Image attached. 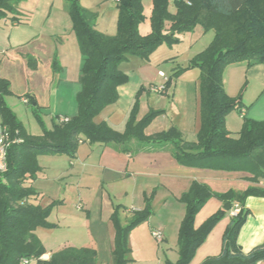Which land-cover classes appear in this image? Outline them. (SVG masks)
Segmentation results:
<instances>
[{
    "label": "trees",
    "instance_id": "obj_1",
    "mask_svg": "<svg viewBox=\"0 0 264 264\" xmlns=\"http://www.w3.org/2000/svg\"><path fill=\"white\" fill-rule=\"evenodd\" d=\"M22 0H0V20L10 18L20 23L18 5ZM174 0L175 13L169 12L170 0H151L150 32L141 35L139 25L146 16L142 0H119L116 3V33L107 36L96 30L97 15L81 6V0H65L82 56L79 85L76 96L77 112L68 122L55 123L51 130L43 127L40 116L34 111L42 134L27 133L14 114L6 106L4 97L10 95L9 84L0 78V115L2 123L13 136L21 141L7 151V171L0 174V264H22L35 260V264H98L97 252L89 248L66 247L51 254L48 260L41 258L45 249L35 235L38 228H51L48 222L53 209L61 202L42 206L32 183L41 168L39 156L76 157L82 142L102 144L130 157L142 152L162 150L169 152L179 163L188 167L225 170L247 169L253 174V182L264 176V120L243 119L238 138H232L225 126V118L242 109V93L236 98L226 94L223 73L229 66L264 63V0ZM212 29L211 44L196 57L188 69L200 72L198 86L199 129L195 142H187L182 133L170 127L153 135L145 129L163 111H149L138 118L141 88L129 110L122 132L114 130L106 122L96 124L95 118L119 99L118 88L128 82L121 71V64L131 58L148 60L157 48L178 41L177 35L193 29L195 25ZM182 69L175 68L165 83V94L175 85ZM162 94V95H163ZM32 103L28 100V104ZM144 198L145 205L133 211L126 226L119 219L120 206L111 215L114 247L110 264H128L127 237L137 226L152 215L151 199ZM247 197L264 198V189L250 187L245 192L229 191L213 193L206 185L192 182L179 202L184 205L176 245V263L190 264L196 251L204 244L212 229L232 210L239 206L236 216L230 217L223 233L221 251L200 264H260L264 262V242L245 253L238 244V235L245 224L249 211L244 208ZM211 198L223 205L229 204L228 212L220 209L199 228L195 217Z\"/></svg>",
    "mask_w": 264,
    "mask_h": 264
},
{
    "label": "crops",
    "instance_id": "obj_2",
    "mask_svg": "<svg viewBox=\"0 0 264 264\" xmlns=\"http://www.w3.org/2000/svg\"><path fill=\"white\" fill-rule=\"evenodd\" d=\"M33 2L32 0H22L18 5L20 23H14L10 18L0 20V78L8 82L11 93L4 97L6 106L29 135L39 136L42 134L41 127L39 134L31 133L18 117L17 113L24 114L19 105L29 108L36 122L37 118L35 115L38 114L43 127L47 130H51L54 124L59 122V118L73 117L77 112L76 96L80 90L79 79L82 56L77 39L72 31V23L67 13L66 3L61 8L62 10L54 8L53 5L48 9L44 7L46 10L40 25L38 24L39 21L35 22L34 20L35 10L36 8L38 10L40 6L39 3L33 4ZM6 20L11 22L10 26H8ZM46 23L49 27L47 29L45 28ZM21 24L23 25L20 26ZM151 56L146 61L139 58H131L121 64L120 69L127 76L128 82L118 88V101L106 107L95 118L94 122L96 124L106 122L114 130L122 132L135 96L142 88L138 118H141L139 117L140 112L146 115L149 111H163L165 116H161L159 121L162 124L158 125L159 129L155 131L156 133L175 127L182 133L185 141L195 142L199 129L198 98L195 103V110L190 115L187 111L174 110L172 108L176 97L172 89L163 95L151 93L150 89L153 86L163 85V79L159 75V73L163 72L156 71L151 66ZM122 68L127 70V72L122 70ZM173 72L174 69L168 75L163 74L169 77ZM132 74L135 77L136 86L130 88L128 85ZM244 84H246L245 87L243 86ZM223 85L226 94L231 98L237 97L242 86L245 90L242 97L241 111H234L225 118L226 129L232 138L237 139L243 119L252 121L264 120V63L250 67L246 64L227 67L223 73ZM128 87L130 89L129 93H127ZM152 96L155 97V100H152ZM123 97L125 108L120 106L122 105ZM22 100H31L32 103L23 104ZM150 101H153L158 107L153 109L150 106ZM145 102H148L147 108L143 107ZM17 103L19 105H16ZM33 110L36 111V114ZM169 115H171V118L170 121H167ZM44 119L48 120L49 127H47ZM1 123L2 118L0 115ZM152 123L148 128L152 127ZM148 128L145 129V134L153 135L146 133ZM188 135L190 139H188ZM40 157L37 158L38 164ZM54 157H60L62 161L68 164L70 176H73V172L78 171L83 174L84 172L86 174L91 171H99L102 174L106 173L111 180H120L122 177L131 176L146 179L148 182L145 183L144 189L141 188L139 191L140 201L137 208L121 207L120 211L130 216L133 211L143 209L145 205L144 198L149 197L147 195L152 192H154V196L151 199L152 207L158 204L163 208H168L171 203L177 205L174 215L175 219L173 216L161 219L157 222L155 229L150 231V234L152 231H160L163 236L162 242L165 243L167 242L165 235L168 230H171V225H174L172 218L175 221L174 229L177 239L178 228L184 216V205L179 202V198L188 191L192 182L196 181L206 185L215 194H224L229 191L242 193L250 187L264 189V176L258 178L257 182H253V174L247 169L225 170L215 167H188L179 163L169 152L162 150L142 152L130 157L129 155L116 152L108 145H91L87 142H82L74 159H69L66 156ZM40 168L41 171L32 186L38 193V201L42 204L41 202L44 200L43 187L39 188L37 183L45 181L46 178L45 167L40 166ZM60 174L55 175L54 179H57L56 181L60 179ZM81 186L87 188L85 185ZM42 206H47V204ZM110 206L111 210H107L104 215L99 212L95 219L92 218L86 206H82L81 211L86 213L83 225L87 230V239L91 243L86 242L82 247L75 248L93 249L98 255V252L101 253L105 244L108 249H104L106 252L103 250L105 255L102 261L98 262L100 264L110 262L114 247V236L113 241L108 240V238L112 237L110 232V228L113 227L111 215L115 205L111 203ZM222 206L223 204L215 198L207 201L195 217V228H199L209 217L222 209ZM244 208L249 211V216L239 232L238 244L243 252L248 253L264 242V198L247 197L244 202ZM152 216L153 213L146 225H149ZM230 217V213H228L212 229L204 244L196 251L190 264H200L206 258L217 256L220 253L222 236ZM109 223H111V227ZM91 225L96 226L98 238L93 235ZM139 226L134 228L132 232ZM109 241L113 242L112 246L108 243ZM51 254H44L41 259L48 260ZM260 264H264V262Z\"/></svg>",
    "mask_w": 264,
    "mask_h": 264
},
{
    "label": "rangeland",
    "instance_id": "obj_3",
    "mask_svg": "<svg viewBox=\"0 0 264 264\" xmlns=\"http://www.w3.org/2000/svg\"><path fill=\"white\" fill-rule=\"evenodd\" d=\"M33 4L39 3L40 8H36V14L34 17L35 22L39 21L38 24H42L43 14L49 7L63 8L65 0H32ZM174 0H170L169 12L174 13L175 7L173 5ZM143 12L146 16L144 22L139 25V32L141 35H147L150 32L149 18L151 15V0H142L141 2ZM35 6V5H32ZM81 6L88 9V11L97 15L96 30L100 33L112 36L116 33V20L117 10L116 2L114 0H81ZM31 7V6H30ZM38 17V18H37ZM45 19V18H44ZM7 21V20H6ZM8 22L10 26L11 22ZM21 24L20 26H22ZM37 25V24H36ZM45 28H49L48 24H45ZM214 31L212 29H204L201 25L197 24L193 29L185 31L177 35L178 41L172 44H164L153 52L150 58L151 66L156 71H161L164 74L171 73L172 69L180 68L182 73L176 79L175 85L172 88L176 97L174 99V110L187 111L190 115L195 110V103L198 98V86L200 72L198 69L185 70L190 61L196 57L199 53L203 52L213 41ZM173 62V63H172ZM174 66V68H172ZM122 70H124L122 68ZM127 72V70H124ZM172 75V74H171ZM134 75H131V81L128 85L130 88L136 86ZM244 87L246 84L243 85ZM241 87L240 91L244 88ZM129 87L127 93H129ZM127 90V89H126ZM239 91V93H240ZM238 93V94H239ZM245 90H243V94ZM237 94V96H238ZM152 100L155 97L152 96ZM125 100L123 97L122 108ZM170 103L172 101H169ZM172 102V103H173ZM150 106L156 109L158 106L153 101H150ZM16 105H19L18 103ZM143 107H148V102H145ZM24 111V114L20 113L18 117L27 127L31 133L39 134L40 126L35 121L29 108L24 105H19ZM145 109V108H144ZM143 112H140L139 117H143ZM165 116V114H162ZM153 121L152 127L146 130L147 134H154L158 128V125L162 124L160 120L161 116ZM171 115L168 116L167 121H170ZM47 127H49L48 120L44 119ZM188 139H190V136ZM39 164L45 167V181H40L37 186L43 187L44 200L41 205H48L52 202H61L54 207L48 222L54 224L51 228H38L35 231V235L41 241L45 254L56 253L57 251L66 247H82L84 243H91L87 238V230L83 225L85 222L86 213L82 211V206H86L93 219L96 218L97 214L102 213L103 215L107 210H111L110 204L115 206L133 207L137 208L139 205V194L140 189H144L146 179L141 177H122L120 180H111L110 177L105 173H99V171H91L85 174L78 171L73 172V176L69 175L70 168L68 164L60 157L54 156H41L39 158ZM81 170V169H80ZM61 173L60 179L56 181L55 175ZM88 174V175H87ZM90 175V176H89ZM110 179V180H109ZM81 185L87 186L83 188ZM153 193V192H152ZM149 194L147 196L152 195ZM154 196V195H153ZM176 206L171 203L168 208H163L160 204L152 207V220L149 225L145 222L143 227L139 226L135 231H131L127 237V248L128 253L126 255L128 264H166L167 262L176 263L178 260V252L176 245V232L174 229L175 221L174 215L176 213ZM79 207L80 209H77ZM170 208V209H169ZM79 210V211H78ZM120 211V223L124 227L127 225L131 215H126ZM173 216L172 220L174 225H171V230L167 231L165 235L167 242L158 243L150 234L151 229H155L156 224L159 220ZM111 227V223H109ZM148 226V227H147ZM114 227L110 228L112 234L108 240L113 241ZM169 228V229H170ZM96 226L91 225V231L95 238ZM111 236V235H110ZM98 238V237H97ZM112 241L108 243L112 246ZM96 242V240H95ZM98 243V241H97ZM103 250L108 249L104 244ZM103 250L98 252V262H101L105 255ZM111 261V259H110ZM100 264V263H98ZM107 264H110L108 262Z\"/></svg>",
    "mask_w": 264,
    "mask_h": 264
},
{
    "label": "built area",
    "instance_id": "obj_4",
    "mask_svg": "<svg viewBox=\"0 0 264 264\" xmlns=\"http://www.w3.org/2000/svg\"><path fill=\"white\" fill-rule=\"evenodd\" d=\"M116 3L119 0H114ZM187 5H190L187 0H183ZM160 77L163 79V85L153 86L150 89V92L153 94L161 95L165 92V83L168 80L163 73H159ZM23 104H28V100H22ZM59 122H68V118L61 117L59 118ZM21 140L17 136H13L9 129L6 126L0 125V174H4L7 171V151L8 149L14 145L19 143ZM77 209H80L77 207ZM239 212V206L235 205L230 211V216L234 217ZM151 236L158 242L161 243L163 241V236L160 231H152ZM43 260V259H42ZM22 264H35V260H23Z\"/></svg>",
    "mask_w": 264,
    "mask_h": 264
},
{
    "label": "water",
    "instance_id": "obj_5",
    "mask_svg": "<svg viewBox=\"0 0 264 264\" xmlns=\"http://www.w3.org/2000/svg\"><path fill=\"white\" fill-rule=\"evenodd\" d=\"M222 209H223L224 211L228 212V211L230 210V205H229V204H224V205L222 206Z\"/></svg>",
    "mask_w": 264,
    "mask_h": 264
}]
</instances>
